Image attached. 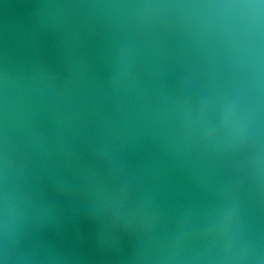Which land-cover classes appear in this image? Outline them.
I'll return each mask as SVG.
<instances>
[{
  "label": "clouds",
  "instance_id": "9594fccd",
  "mask_svg": "<svg viewBox=\"0 0 264 264\" xmlns=\"http://www.w3.org/2000/svg\"><path fill=\"white\" fill-rule=\"evenodd\" d=\"M22 7L30 9L27 55L17 57L7 18L0 25V264L8 254L16 264H82L84 245L100 264H264L250 227L264 212V136L254 99L264 0H35ZM193 9L226 10L198 23L223 34L234 62L249 69L246 85L196 92L190 75L173 85L156 78L147 55L162 47L171 18ZM93 38L109 65L103 82L83 51ZM141 126L176 165H192L213 192L207 205L173 207L156 182L157 165L127 166L123 142ZM25 159L39 169L43 188L31 182ZM225 161L231 171L221 175ZM61 203L76 213L66 215ZM69 222L72 243L64 247Z\"/></svg>",
  "mask_w": 264,
  "mask_h": 264
},
{
  "label": "water",
  "instance_id": "95a60500",
  "mask_svg": "<svg viewBox=\"0 0 264 264\" xmlns=\"http://www.w3.org/2000/svg\"><path fill=\"white\" fill-rule=\"evenodd\" d=\"M14 5L5 12L0 5V25L5 18L8 21L9 37L16 43L15 53L18 58L27 55L25 34L30 25V9L23 5L34 3L35 0H5ZM177 2H193L201 4H219L228 0H177ZM223 9H193L180 10L170 20L164 43L160 49L149 53L146 57L149 65H155L159 70L157 79L168 85L175 84L185 75L191 76V87L199 92L204 89L230 91L237 85H246L250 76L249 69L243 64H237L230 56L229 48L223 34L218 31H206L198 21L216 20L225 15ZM187 18V26L179 24L178 18ZM56 42L52 37L46 38V53L49 63H56ZM102 42L93 38L87 42L84 53L92 60L95 76L103 82L109 72L106 53L101 52ZM259 52L260 86L254 93L258 105V123L261 135L264 136V27L257 41ZM135 101H132L134 103ZM105 112L111 111V104L105 103ZM123 161L130 168H138L145 164L154 163L160 174L156 182L162 189L165 201L173 207L198 208L207 205L213 199V192L205 188L196 179L192 165H176L171 157L160 147V142L153 137L151 129L141 126L139 134L126 139L120 152ZM243 154H241L242 156ZM24 167L32 172L31 182H40L43 188L42 175L37 166L30 160L22 161ZM231 161H225L220 166L221 175L230 173ZM65 175L71 177L73 170L66 168ZM151 182V178H150ZM60 207L66 215H74L76 210L65 203ZM87 230V226H83ZM252 233L260 246L264 248V212H257L250 221ZM49 239H56L50 235ZM61 246L67 247L72 243V224L68 223V234L60 241ZM85 259L82 264H100L91 253L88 245L83 246ZM6 264H16L15 256L8 254ZM36 264H43L37 261Z\"/></svg>",
  "mask_w": 264,
  "mask_h": 264
}]
</instances>
